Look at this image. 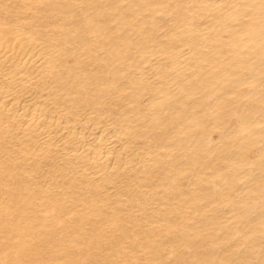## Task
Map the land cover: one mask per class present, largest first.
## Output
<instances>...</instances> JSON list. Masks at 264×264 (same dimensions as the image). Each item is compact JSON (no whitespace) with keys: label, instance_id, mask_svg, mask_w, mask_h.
I'll use <instances>...</instances> for the list:
<instances>
[{"label":"snow or ice","instance_id":"1","mask_svg":"<svg viewBox=\"0 0 264 264\" xmlns=\"http://www.w3.org/2000/svg\"><path fill=\"white\" fill-rule=\"evenodd\" d=\"M0 97V264H264V0H0Z\"/></svg>","mask_w":264,"mask_h":264},{"label":"bare ground","instance_id":"2","mask_svg":"<svg viewBox=\"0 0 264 264\" xmlns=\"http://www.w3.org/2000/svg\"><path fill=\"white\" fill-rule=\"evenodd\" d=\"M18 99H20L18 109L21 113H24L28 102L22 98H18ZM2 102H3V97H0V103ZM27 115L28 118L31 119V112H28ZM85 131L89 140L92 142L93 145H98L100 148L104 149L105 156H107L108 149L110 148L111 144L117 145L115 150L119 151V147H120L119 141L114 140V136H118L119 133L116 132L114 129H111L107 123L101 122L99 126L94 124L92 127L87 128ZM208 134L211 136H215L217 139H219L218 134L212 130L211 126H209ZM93 136L94 139H92Z\"/></svg>","mask_w":264,"mask_h":264}]
</instances>
